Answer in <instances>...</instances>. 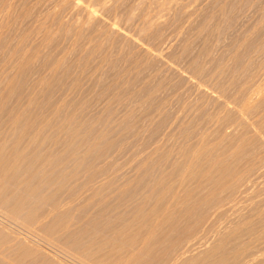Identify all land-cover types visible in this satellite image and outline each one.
Wrapping results in <instances>:
<instances>
[{
	"label": "rangeland",
	"instance_id": "1",
	"mask_svg": "<svg viewBox=\"0 0 264 264\" xmlns=\"http://www.w3.org/2000/svg\"><path fill=\"white\" fill-rule=\"evenodd\" d=\"M0 264H264V0H0Z\"/></svg>",
	"mask_w": 264,
	"mask_h": 264
}]
</instances>
